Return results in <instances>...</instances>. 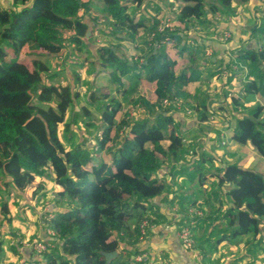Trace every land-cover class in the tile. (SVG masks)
Wrapping results in <instances>:
<instances>
[{
    "label": "trees",
    "instance_id": "1",
    "mask_svg": "<svg viewBox=\"0 0 264 264\" xmlns=\"http://www.w3.org/2000/svg\"><path fill=\"white\" fill-rule=\"evenodd\" d=\"M175 1L185 8L180 22L188 23L202 20L207 13H230L234 2L247 4L250 0ZM147 2L14 0L19 9L0 6V196L4 186L18 192L32 188L43 192L50 179L62 188L56 200L65 208H57L46 221L54 236L45 242H51L53 248L26 264H106L101 253L115 251L119 255L110 264L151 263L149 258L136 260L145 254L136 246L144 236L141 225L153 221L152 201L169 190L160 173L167 165L175 167L187 153L173 110L178 103L192 105L202 122L209 120L211 111L191 93L201 79L195 51L181 45L176 30L160 33V22L150 24L145 14L138 15ZM87 20L95 27L100 20L112 27L109 34L117 45H99L97 56L101 70L124 101L113 102L101 89L91 90L87 102L101 113V128L108 139L102 143L98 135L93 141L68 147L62 127L68 132L84 116L86 128L92 129L93 124L85 120L92 115L86 107L75 111L82 99L77 85L65 84V70L54 69L51 59L60 57L68 47L71 52L74 47L83 51L91 33ZM153 33L156 36L150 40ZM254 36L256 46H240L236 51L237 60L249 68L253 78L239 80V95L231 99L238 109L250 111L236 119L234 139L249 143L264 162V31H254ZM166 38L169 42L163 43ZM124 44L132 46L138 57L127 58L122 52ZM75 79L81 80L79 75ZM143 81L154 87L153 98L142 99L145 115L130 120L124 103L135 98ZM243 100H249V106ZM101 101L106 102L101 105ZM226 102L218 110L230 112ZM112 130L116 132L110 137ZM214 176L215 187L230 203L226 233L217 244H236L246 237L248 244L259 246L264 240V174L242 164H224ZM206 178L201 176L202 186ZM6 179L10 181L6 183ZM191 204L194 207L199 202ZM10 214V205L0 203V229L5 221L11 223ZM3 253L1 240L0 264Z\"/></svg>",
    "mask_w": 264,
    "mask_h": 264
},
{
    "label": "rangeland",
    "instance_id": "2",
    "mask_svg": "<svg viewBox=\"0 0 264 264\" xmlns=\"http://www.w3.org/2000/svg\"><path fill=\"white\" fill-rule=\"evenodd\" d=\"M160 2L162 3L155 4V2L153 3L152 1L154 6L151 5L152 3L146 5V7L148 6L147 10L152 9L155 10L154 13H156L150 24H154L156 21L161 22L167 15H169V17L173 19L171 27L174 32L183 25L180 24L181 20L179 19L183 14V10L185 8L183 7V4L179 7H176L174 2L170 3L169 0H161ZM163 3L165 4L164 7H167V10L165 12L160 9ZM175 9L177 11L174 13ZM258 9L259 8L255 7V5L247 3L246 5L242 4L240 8L238 6L233 7L230 13H225L222 10V13L219 14V19L216 20L213 15V22H211L210 24L213 27H217L215 25L217 22L222 25L221 27L225 26L233 28L235 26V31H232L233 33L229 30L231 33V39L226 43L231 44L233 42L234 44L239 40L241 46L246 47L248 46L249 42H251V40L256 41L254 31H264V12H259ZM243 12L247 15L245 19L242 17L244 14ZM105 23V21H99L98 25L101 26V29L95 27L93 31V38H90L89 36L87 37L88 41L86 40V44L88 45L89 40L91 42V46L85 45L84 47V50L87 51L83 50L82 54L81 52L74 51L73 53H68V55L66 54V58L64 57L59 59H51L53 68L65 70V72L67 70L70 77L74 79L75 86L77 85L82 99L75 111L79 113L82 110V107H86L89 109V111H91L92 115L85 119L86 121L93 124L92 129L86 128V125L83 121V119L85 118L84 116H81L83 119L79 118L75 124H71L68 132H66L65 126L62 127L61 134L64 137V144L68 147L75 146L76 144H82L84 141L88 140L93 141L98 135L101 136L100 138L102 139V143H104L108 139V135L105 129L102 130L101 128V113H99L95 106L90 107L87 102V96L91 90L101 89L102 92L104 91L109 95L110 100L115 99L113 100V102H118V100L121 102L124 101V96H121L120 94H118V92L115 91V86L110 83L109 76L106 74V72L101 70L100 62L97 56L98 54H96L97 47L99 45L107 47L110 45L116 46L118 43L109 34V32H111L112 30V27H110L109 25H105ZM224 32L225 31L220 30V32H217V35H222ZM144 38L145 36L142 37L141 41H144ZM124 45L125 47L122 52H124L127 58H131V56H135L136 58L138 57L136 50L132 46H130L129 44ZM236 51L237 50H234L231 60L227 65L223 66L224 68L221 67L220 69H216L214 73L213 71L210 72V76L213 75L214 78L216 77L215 83H209L207 80L201 79L203 86L205 85V88L203 87L205 90L203 89L204 91L202 92V94H200L202 87L199 89V87H197L198 85L196 86V88L191 90V93H193V95L198 96L199 99H201V102L203 104H207V106L209 107V110L211 111L209 120L206 122H202L200 120V114L195 111L192 105H189L187 103H181V108L179 109V111L181 112L180 114L185 118V121L180 122V126L178 127V129L180 133L182 132V135L186 139L187 153L184 155V157L182 156L178 160V162H176V167H179L181 165V170L185 172V175L187 177H190V180L186 181V186L189 188L190 196L199 198V196L201 195L202 197L198 199L199 204L194 207H191L192 205H186L191 204L190 202H186L185 200L179 201L176 206L179 207L178 210L180 214L178 212L179 217L175 218L172 224L175 229L179 230L184 226V222L186 220L184 218V215L186 214L187 209L193 208V211L198 213L197 215L199 216L196 220H193L191 230L196 243L198 254L200 256L203 255L205 260L208 261L210 260V251L216 248L217 242L222 238L223 234L226 233V213L230 209V203L229 198H227L224 193H220L219 189L215 187V181L213 182L214 179L212 178L204 184L205 187L210 189L207 195V191L204 190V187H201L203 191L197 188L200 186L198 180L201 176H203V171L208 170L209 172L211 171V169H215L216 165L217 167L221 168L224 164H242L246 167L252 168V170H255L257 172L260 171V173L264 174V162L262 161V157L254 152L249 143L242 144L235 141L234 139V135L236 132V119L244 115H248L250 111L248 109H245L244 107L238 109L234 104H232L231 99L232 97H237L239 95L238 93L241 87L239 84V80L242 79L244 81H249L253 78V76L250 75L249 68L242 65L237 60ZM87 57L89 61H92L93 67H87L86 69H84L81 67H83L85 64L77 66L72 62H80L83 58L87 61ZM30 59L32 60V57L28 58V60ZM222 62L223 61H221V63ZM96 69H99L98 76L100 77H97ZM196 72L202 78L209 73V71H203L201 69V66L196 68ZM225 73H227L228 76L221 79V76ZM76 75H80L79 77L81 79V82L76 81ZM94 77H97V80H94L96 81L95 87L91 85L92 83L89 84L92 79H95ZM227 84H229L232 88H230V86L228 87ZM222 87H225V90H223L224 94L222 93V90H219L220 88L222 89ZM130 97L133 98V96ZM134 97L135 98L129 103H124L129 116L131 115L130 120L136 119V115H139L138 118L145 115V107H142V99L148 100L145 97H138L137 95ZM226 101L229 102V106L226 107L230 108V112L226 110H218L220 107L225 105V103H227ZM105 102L106 101H101V105L105 104ZM249 102V100L242 101V103L246 104V106H249ZM136 105L139 106V108L134 109V106ZM139 109H141L140 113ZM186 109L191 111V115H189L188 112L186 113ZM225 122L229 123L230 127H232L233 130L232 134L229 135V137L228 135L222 136L225 133L220 129L222 128V125L220 124H223ZM185 123H188V127L187 125H185ZM182 125L185 126L182 127ZM218 128L221 130V132H219ZM87 130H89L90 132H88ZM115 132V130L110 131L109 136L113 137L115 135ZM124 132H126V130H124ZM109 146L112 147L110 141ZM204 157L208 159V162L203 163L201 161ZM175 168L173 167L172 169L176 170ZM217 170H215L216 173ZM205 175L203 177H205ZM168 181L169 177L166 178L167 183ZM45 184L46 190L51 191L53 189L54 184L52 180L48 179ZM174 184L178 186L177 182H175ZM179 187L178 189L182 190L186 196L188 194V190L181 189V186ZM195 187L197 191L199 190L198 193H195ZM166 192H168V190ZM203 196H205V198H203ZM164 200L169 201L167 196L164 198ZM219 200L223 202L222 206L220 205ZM186 206L188 208L184 209ZM34 209L35 208H32L30 212H28V215L25 217L24 221H20L13 227V231H15V234L18 233L20 229V231L24 233V236L26 238H32L33 236H36L37 227L32 222L34 220ZM171 216L172 215L166 217L167 223L171 221ZM52 217L53 215L49 217V219H51ZM16 227L18 229H16ZM8 235H5V233L0 231V241L5 240L2 264H19V245L17 244L18 246H15V249L10 248ZM140 240L141 239H139V242ZM247 240L249 241V239H247L246 237L244 239L237 240L238 242H236L234 246L235 251H241V253L236 254L237 257H235L237 262H235L234 264H264V240L260 243L259 246H256L255 242L250 245V243H247ZM25 242V244L29 243L27 241ZM227 244H229V242H226L225 244H223V246L226 247Z\"/></svg>",
    "mask_w": 264,
    "mask_h": 264
},
{
    "label": "crops",
    "instance_id": "3",
    "mask_svg": "<svg viewBox=\"0 0 264 264\" xmlns=\"http://www.w3.org/2000/svg\"><path fill=\"white\" fill-rule=\"evenodd\" d=\"M152 1H153V3L155 2V4H161L163 2V1L160 2L161 0H149V2H147V4L152 3ZM169 1H170V3L174 2L176 7H179L180 5H182V4L177 3L175 0H169ZM153 3L151 4L152 6H154ZM248 3H251V5H255V7H258L259 12H264V0H250ZM241 5H239L237 2L233 3V7L238 6L240 8ZM0 6L7 8V9H14V8L19 9V7H17L14 4V0H0ZM164 6H165V4L163 3L161 8H160L163 12H165L167 10V7H164ZM147 8H148V6L146 7V5H145L141 9V11H139V13H141V12H143V13L138 14V15L142 17L145 14L148 22L150 23V22H152L154 15L156 13H154L155 10H152V9L147 10ZM176 11L177 10L175 9L174 13ZM94 16H95V14H93L92 17L94 18ZM246 16L247 15L244 13L242 17L245 19ZM167 18H171V17H169V15H167L165 17V19H167ZM214 18L216 20H218L219 14L214 15ZM87 21L89 22V20H87ZM211 22H213V14L207 13V16H205L202 20L197 21V20L193 19V20H190L188 23H184V22L182 23L181 22L180 24H183V25L180 28H178L176 31L178 32V35L181 39V43H182L181 45L187 46V48L190 50H194L196 55H197L198 64H199V66H201V69L203 71H209L208 75H206L203 78L201 77V79L207 80L209 83L210 82L215 83L216 77L215 78L213 76L210 77V72L213 71V73H214L216 69H220L221 67L227 65L232 58V53H234V50H237V48H239L241 46V43L239 40L237 42H235L234 44H233V42L231 44L226 43L231 38L227 41L221 40V38L223 37L225 32H228L229 30L231 32L235 31V28H234L235 26L233 28L225 27V26L221 27L222 25L217 22L215 24L217 27H213L210 24ZM94 28H95V26L91 22L90 23L91 33L89 35L90 38H93ZM98 28L101 29V26L99 25ZM171 30H173V29L171 28ZM220 30H223L225 32L222 35L218 36L217 32H220ZM179 41H177V43ZM87 46H91L90 40H89ZM248 46H256V41L251 40V42H249ZM74 49H76V48L74 47ZM74 49H73V52L76 51ZM84 51H87V50H84ZM73 52H71V49H69V47H68V49H66L60 57L53 58V59H59V58H64V57L66 58V54L68 55V53H73ZM82 53H83V51H81V54ZM85 61L86 60H84V58H83L82 61H80V62H78V61H72V62L74 65H77V66L85 64L83 67H81L84 69H86L87 67H93L92 61L91 60L89 61L88 57H87V61L86 62ZM221 61H223V62L221 63ZM58 70H61V69H58ZM96 70H97V77H100V76H98V73H99L98 70L99 69H96ZM96 70H95V74H96ZM227 76H228L227 73H225L224 75L221 76V79H223ZM65 77L67 79L66 82H64L65 84L70 83L73 86H75L74 79H72V77H70L67 70L65 72ZM97 77L96 78L94 77L95 79H92L89 83V84L92 83L91 85H93V87L96 86L95 85L96 81H94V80H97ZM201 79H200V82H198L196 84V86L198 85L197 87H199V89L202 87L200 94H202V92L205 90L204 89L205 85L203 86ZM219 90H222V93L224 94L223 90H225V87H222V89L220 88ZM153 91H154V87L151 84H149L148 82L143 81V83L140 86V89L138 91L137 96L138 97H145L146 99H148L147 101H150L153 98V96H152ZM136 108H139V106H136ZM180 108H181V106L176 107V110H173V112L176 115V118L179 121V123L181 121H185V118L183 116H181V114H180L181 113L179 111ZM188 111L189 110L186 109V113ZM140 112H141V110L139 109V113ZM189 115H191V114H189ZM130 116H129V118H130ZM132 116H134V115H132ZM136 116H137V118L139 117V115H136ZM185 125H187V127H188V123H185ZM185 125H182V127ZM220 125H222L221 126L222 128H220V129L222 131H224V133H225L222 136L228 135V137H229V135H231L232 131H233L232 127H229L230 124L225 122V123L220 124ZM220 129H219V132H221ZM218 166H220V165H218ZM173 167H174V165H172V166L167 165V167H164V169L160 173V176L165 175V178L169 177V181H168L169 190H168V192H165L161 197L156 198L155 200L152 201V204L150 205V207H151L150 216L153 218V221L149 223V227H148L146 234L140 238L141 240H140V242L136 243L137 244L136 246L141 251L146 252L145 254L147 255L146 256L147 260L149 258V260L152 264H155V263H158V264H234L235 262H237V260H236L237 255L236 254H240L241 251H235V247H234L235 244H233V243L227 244L226 247H224L223 244H225L228 241L222 242L220 244H216V248H214L212 251H210V260L209 261H211V262H209L208 260H205L203 255L201 256V259H199L197 257L198 252L194 253L192 251L185 249L183 247L182 243L180 242V240L177 238V231L178 230L175 229L173 224H172V222L175 220V218H178L179 214H180V212L178 210L179 207L176 206V204L182 200H185L186 202H190V203L193 202V200L198 201V199H200L202 196L200 195L199 198L193 197V196L191 197L190 193H189V188L186 186V181L190 180L189 179L190 177H187L185 175V172H183L181 170V165L179 167H176V165H175L176 168L175 167L174 168L176 170H173L172 169ZM216 167H217V165L215 166V169L213 168L209 172H208V170L203 171V176L205 174H207V175H205L207 178L205 179L206 181L204 180V184H205V182L209 181L211 178L214 179L213 182L216 181L214 174H217L215 170H217L219 168V167H217V168ZM206 172H208V173H206ZM203 176H202V178H203ZM200 179H201V177H200ZM200 179L198 180L199 184H200ZM5 181L7 183L10 180L6 179ZM38 182H39V179L37 180V183ZM175 182H177L178 186H176V184H174ZM53 184H54V186H53V189L51 191L44 190L43 192H38V193L35 192V188L29 189L25 192H18L12 186H4L2 189V193L0 196V203L6 202L10 205L11 223H8L7 221H5L2 228L0 229V231L5 233V235L9 234L8 235V238H9L8 241L10 243V248L19 245V247H18V251H19L18 252V258H20L19 264H26V262L29 261L30 259H32V260L37 259L38 255L30 247L31 243H33L36 240L47 241L49 236H48V229H47L46 221L49 220V217H51L53 215L52 212L55 211L57 208L59 210L65 209L63 207V205L58 203L56 200L57 199L56 194L58 192H60L62 190V188L60 186H57L55 183H53ZM179 186H181V189L188 190V194L186 196L182 190L178 189ZM201 187L205 188L204 190L207 191L206 192V195H207L208 192L210 191V189H208L205 186H202L201 184L197 188L200 189L201 191H203V189ZM194 189H195V193L199 192V190L198 191L196 190V187ZM166 196H167L169 201L164 200V198ZM203 198H205V196H203ZM186 205L188 206V205H192V204H186ZM187 206L184 209H187L188 208ZM32 208H35L34 209V216H33L34 220L32 222L37 227L36 236H33L32 238H26L24 236V233L22 231H20V229H19V232L15 234L14 233L15 231H13V227L17 223H19L20 221H24L25 217L28 215V212H30V210ZM190 210H193V208L187 209V212H186L187 216L185 217V215H184L185 219H187V217L189 216ZM178 212H179V214H178ZM197 214L198 213L195 212V215H197ZM169 215H172L171 221L167 223L166 217H168ZM181 216H183V215H181ZM16 229H18V228L16 227ZM3 241H5V240H3ZM25 241H27L29 243L25 244L26 243Z\"/></svg>",
    "mask_w": 264,
    "mask_h": 264
},
{
    "label": "built area",
    "instance_id": "4",
    "mask_svg": "<svg viewBox=\"0 0 264 264\" xmlns=\"http://www.w3.org/2000/svg\"><path fill=\"white\" fill-rule=\"evenodd\" d=\"M172 19L171 18H167L163 21H161L160 26L158 28V31L160 33L164 32L165 30L169 29L171 30V26H172ZM156 36V33H153L150 37V40H153ZM231 38V33L230 32H226L224 33L223 37L221 38L222 41H227ZM170 38H166L164 40L163 43H167L169 42ZM169 102L168 100H166L164 102V105H168ZM178 107L181 106V103L177 104ZM189 114H191V111H188ZM195 215V212L193 210H190L189 212V216L188 219L185 220L184 222V226L182 228H180L177 231V238L180 240V242L182 243L183 247L189 251H192L194 253H197L198 250L196 249V243L193 237V233H192V225H193V221H189V217H193ZM149 227V223L147 221L143 222V224L141 225V232L142 235H145L147 232V229ZM48 236L49 237H53L54 233L51 230H48ZM53 238H51L52 241ZM30 247L32 248V250L37 254V255H43L46 252H49L51 248H53V245L51 242L47 243L45 241H40V240H36L33 243H31ZM147 255H140L136 258L137 261H144L147 260ZM197 257L199 259H201V256L199 254H197Z\"/></svg>",
    "mask_w": 264,
    "mask_h": 264
},
{
    "label": "water",
    "instance_id": "5",
    "mask_svg": "<svg viewBox=\"0 0 264 264\" xmlns=\"http://www.w3.org/2000/svg\"><path fill=\"white\" fill-rule=\"evenodd\" d=\"M101 254L106 258V264H110L115 258L118 257L119 252L118 251L112 253L102 252Z\"/></svg>",
    "mask_w": 264,
    "mask_h": 264
}]
</instances>
